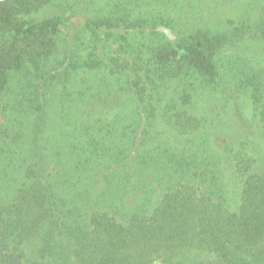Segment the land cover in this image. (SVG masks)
I'll use <instances>...</instances> for the list:
<instances>
[{
    "label": "trees",
    "instance_id": "1",
    "mask_svg": "<svg viewBox=\"0 0 264 264\" xmlns=\"http://www.w3.org/2000/svg\"><path fill=\"white\" fill-rule=\"evenodd\" d=\"M107 6L0 0V264H264V0Z\"/></svg>",
    "mask_w": 264,
    "mask_h": 264
},
{
    "label": "rangeland",
    "instance_id": "2",
    "mask_svg": "<svg viewBox=\"0 0 264 264\" xmlns=\"http://www.w3.org/2000/svg\"><path fill=\"white\" fill-rule=\"evenodd\" d=\"M63 4H64V6H67V10L62 15V19L65 21V23L68 27H69V24L71 27L74 26L75 24L72 25V23H76L78 21H81L85 16L104 14V13L108 12L111 7L107 6V4H110L112 6V12H109V14H110V16L113 17V0H67V3H66V0H63ZM49 7L50 8H48V7L43 8L41 11L37 12V14H35V16L42 17L45 13L49 12V9H50V11H52L54 8L53 6H49ZM27 18H31V15H28ZM69 30L71 31L70 28H69ZM49 68H51V67H49ZM83 76L91 77L92 73H91V71H80L78 73V76L75 79V83H78V81H80ZM57 81L58 80H56V79L48 81L50 84L49 89H50L51 93L54 94V96L52 95V97L50 99L51 105H57L60 102V101H58L60 98V96H58V94H60L62 90L61 91H56V90H59L60 87L62 88V85L58 84L59 82H57ZM85 81L88 82L87 84H85V87H90L93 79L92 78L86 79ZM67 87H68L67 91L68 90H76V85L74 83L68 85ZM21 90H23V88H21ZM73 96H75V93L73 94ZM104 98L106 99V97H104ZM113 103L115 104L114 108L116 111L113 114H117L120 111L126 110L129 107L128 106L129 104L131 106L133 104L126 97H123L122 93H119V92L113 93ZM107 118H111V115L110 116L108 115ZM49 127H50V125H49ZM159 262L160 261H156L155 264H160Z\"/></svg>",
    "mask_w": 264,
    "mask_h": 264
}]
</instances>
